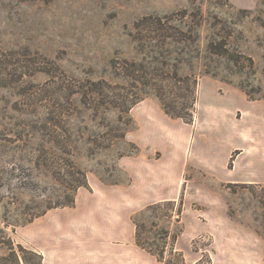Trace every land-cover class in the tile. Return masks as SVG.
Instances as JSON below:
<instances>
[{"label":"rangeland","instance_id":"rangeland-1","mask_svg":"<svg viewBox=\"0 0 264 264\" xmlns=\"http://www.w3.org/2000/svg\"><path fill=\"white\" fill-rule=\"evenodd\" d=\"M244 105L264 0H0V264H264Z\"/></svg>","mask_w":264,"mask_h":264},{"label":"crops","instance_id":"crops-1","mask_svg":"<svg viewBox=\"0 0 264 264\" xmlns=\"http://www.w3.org/2000/svg\"><path fill=\"white\" fill-rule=\"evenodd\" d=\"M245 107H247V105H244L242 110L245 111L246 114L248 109ZM252 107H250L248 111L251 117L250 121H253L255 117L256 119L264 118V105H253ZM250 125L251 127L249 128L248 134L245 131H239L241 137L239 141H235L234 147L232 148V151H237L233 169L235 172L234 176H236L237 180L246 183L264 182V132L262 131L264 129V124L261 125L263 129H261L257 123H251ZM233 130L236 131L240 129L227 126H225V129L224 127L217 128V135L222 139L223 144V140L229 142ZM258 130H261V134L258 133ZM109 258L111 259V263H113L114 260H119L117 259L118 257H114V255H110ZM125 258L127 259V255H122L121 261H124Z\"/></svg>","mask_w":264,"mask_h":264}]
</instances>
